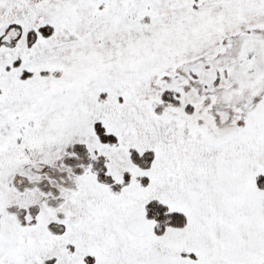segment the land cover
<instances>
[{"label": "snow or ice", "instance_id": "6c2138e0", "mask_svg": "<svg viewBox=\"0 0 264 264\" xmlns=\"http://www.w3.org/2000/svg\"><path fill=\"white\" fill-rule=\"evenodd\" d=\"M0 264H264V0H0Z\"/></svg>", "mask_w": 264, "mask_h": 264}]
</instances>
